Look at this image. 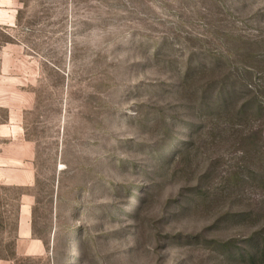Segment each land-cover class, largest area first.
<instances>
[{
    "label": "rangeland",
    "instance_id": "rangeland-1",
    "mask_svg": "<svg viewBox=\"0 0 264 264\" xmlns=\"http://www.w3.org/2000/svg\"><path fill=\"white\" fill-rule=\"evenodd\" d=\"M258 108L264 0H0V264H251Z\"/></svg>",
    "mask_w": 264,
    "mask_h": 264
},
{
    "label": "trees",
    "instance_id": "trees-1",
    "mask_svg": "<svg viewBox=\"0 0 264 264\" xmlns=\"http://www.w3.org/2000/svg\"><path fill=\"white\" fill-rule=\"evenodd\" d=\"M227 101H229V99L227 97L223 98L221 100L220 104L215 107L216 110L214 112L217 113L220 108L225 106ZM263 111H264L263 108H258V111L256 113L261 114V112H263ZM239 113L244 114V110L241 108ZM13 256L14 255H12L9 258L13 260L14 259ZM239 258L244 259L245 261H247L251 264H264V246L260 247V246H258V244H255V243L250 244L248 251L244 252V253H240Z\"/></svg>",
    "mask_w": 264,
    "mask_h": 264
},
{
    "label": "bare ground",
    "instance_id": "bare-ground-1",
    "mask_svg": "<svg viewBox=\"0 0 264 264\" xmlns=\"http://www.w3.org/2000/svg\"><path fill=\"white\" fill-rule=\"evenodd\" d=\"M22 211H23L24 213L27 214V211H28V210L22 209ZM25 222H26L25 218L22 217V218H21V222H20V224H21L20 227L22 228V229H21V233H22L23 238L26 237V231H25L26 227L24 228V226H25V224H26ZM23 224H24V225H23Z\"/></svg>",
    "mask_w": 264,
    "mask_h": 264
},
{
    "label": "crops",
    "instance_id": "crops-1",
    "mask_svg": "<svg viewBox=\"0 0 264 264\" xmlns=\"http://www.w3.org/2000/svg\"><path fill=\"white\" fill-rule=\"evenodd\" d=\"M20 226H21V224H20ZM20 226H19V232L18 233H19V237L23 238ZM25 231H26V237H27L28 236V227L25 229ZM26 237H24V238H26Z\"/></svg>",
    "mask_w": 264,
    "mask_h": 264
}]
</instances>
